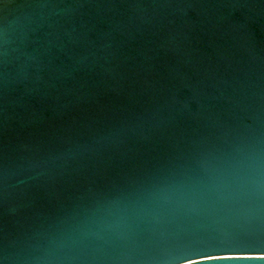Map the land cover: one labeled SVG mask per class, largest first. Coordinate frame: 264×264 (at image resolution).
<instances>
[{"label": "water", "instance_id": "1", "mask_svg": "<svg viewBox=\"0 0 264 264\" xmlns=\"http://www.w3.org/2000/svg\"><path fill=\"white\" fill-rule=\"evenodd\" d=\"M0 264H264V0H0Z\"/></svg>", "mask_w": 264, "mask_h": 264}, {"label": "snow or ice", "instance_id": "2", "mask_svg": "<svg viewBox=\"0 0 264 264\" xmlns=\"http://www.w3.org/2000/svg\"><path fill=\"white\" fill-rule=\"evenodd\" d=\"M216 258H218V257L211 256V255H209V256L207 257V259H209V260L216 259Z\"/></svg>", "mask_w": 264, "mask_h": 264}]
</instances>
